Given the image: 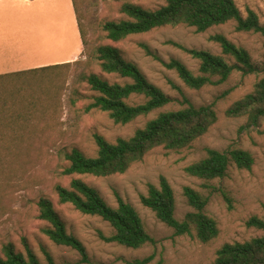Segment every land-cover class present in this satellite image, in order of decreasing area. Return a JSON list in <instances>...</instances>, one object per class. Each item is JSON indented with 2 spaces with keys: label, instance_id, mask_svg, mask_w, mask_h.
<instances>
[{
  "label": "rangeland",
  "instance_id": "374dc122",
  "mask_svg": "<svg viewBox=\"0 0 264 264\" xmlns=\"http://www.w3.org/2000/svg\"><path fill=\"white\" fill-rule=\"evenodd\" d=\"M234 1L244 17L251 9L264 26V0ZM133 2L147 9H155L165 0ZM77 5L90 47L106 43L117 46L125 59L135 63L146 78L172 97L173 101L127 124L114 123L106 112L100 110L85 112L84 107L96 92L80 79V74L94 72L110 82L128 81L114 74L102 73L95 62L87 65L73 63L70 69L61 70L60 76L65 81L56 89L49 88L55 83V74L45 71L28 75L29 79L22 87L2 88L0 100L3 101L7 95L15 108L24 106L22 94H49V100L56 96V103L54 108L48 105V101L47 105L37 107L35 116L38 118L26 123L21 137H0L12 142L8 144L12 154L0 158V255L7 243H12L17 251L25 253L26 242L42 263L47 262V252L56 264H122L124 260L148 255L153 256L149 264H210L223 243L264 234L262 229L245 223L252 215L264 217V120L257 125L246 126L245 117L225 115V109L232 102L252 90L258 76L234 70L220 84L192 89L183 83L174 70L162 63L176 58L189 69L197 71L198 61L168 41L223 55L220 45L209 39L212 35L222 34L235 45L246 49L253 64L263 66L264 36L252 31H238L235 21H228L205 32H196L193 27L181 25L164 26L129 35L114 43L105 38L100 25L106 20L125 18L117 6L108 0H77ZM143 45L157 58L147 54ZM80 49H83V45L72 0H5L0 4V62L5 61L16 68L70 58ZM223 56L232 63L235 61L228 55ZM85 58L80 53L76 60ZM187 100L194 105L214 104L218 113L217 122L189 147L172 152L154 149L121 174L106 177L81 175L108 205L117 206L115 193L132 204L154 239L153 243L129 248L107 242L104 237L113 233L107 221L96 215L81 213L70 203L58 201L55 184L69 186L71 178L79 176L63 174L68 165L65 154L72 148L79 149L86 156H95V134L109 142L118 137H129L158 112L177 109L186 105ZM142 101V96H132L128 100L131 104ZM47 106L52 111L44 110ZM19 141L23 143L18 144ZM207 148L247 150L252 154L254 164L250 170L239 169L232 164L223 178L209 181L188 175L184 167L202 158ZM160 176L167 178L174 190V214L178 220L194 210L182 193L184 186H191L208 196L204 210L219 227V233L213 240L202 243L192 235L176 234L141 203L140 195L146 194L148 183L157 185ZM224 193L230 197L229 203ZM41 196L52 201L67 231L83 243L85 260L77 250L53 243L42 232L41 229L47 224L37 217V201Z\"/></svg>",
  "mask_w": 264,
  "mask_h": 264
},
{
  "label": "trees",
  "instance_id": "16d2710c",
  "mask_svg": "<svg viewBox=\"0 0 264 264\" xmlns=\"http://www.w3.org/2000/svg\"><path fill=\"white\" fill-rule=\"evenodd\" d=\"M108 2L116 5L119 13L125 16L106 20L100 25L105 38L114 43L129 35L164 26L181 25L193 27L196 32H205L228 21H235L238 31H252L264 36V26L260 23L257 13L249 9L244 17L234 0H165L155 9L144 8L133 0ZM72 4L83 45L81 55L86 58L0 74V94L2 88L22 87L29 79L28 75L44 71L55 74V83L49 88L56 89L65 81L60 76L61 70L70 69L73 63L87 65L95 62L102 73L114 74L128 81L110 82L94 72L80 74V79L96 92L91 95V101L84 107L85 112L100 110L106 112L114 123L127 124L173 101L172 97L151 83L135 63L125 59L117 46L106 43L91 48L77 0H72ZM209 39L220 45L223 55H228L235 61L232 63L225 56L205 49L188 48L178 42L168 41L196 59L198 68L197 71H193L176 58L162 63L168 69L174 70L183 83L192 89L220 84L234 70L257 75L258 79L252 90L225 109L226 116L245 117L246 126L257 125L264 120V65L253 64L246 49L235 45L222 34L212 35ZM143 46L147 54L156 57L148 47ZM22 95L24 101L22 108H15L7 95L3 97V101L0 100V137H21V131L26 129V123L38 118L35 116L37 107L47 105L48 101V105L54 108L56 103V96L49 100L48 97L51 96L49 94ZM132 96H142L143 101L131 104L128 100ZM186 103L177 109L158 112L129 137H118L115 141L109 142L101 135L95 134L94 140L97 145L95 156H86L79 149L72 148L65 154L68 165L64 168L63 174L79 176L72 177L69 186L55 184L54 190L58 201L70 203L81 213L96 215L107 221L113 229V233L104 237L107 242H115L129 248H140L153 243L154 239L147 232L132 204L115 193L117 206L108 205L100 193L85 182L81 175L106 177L121 174L154 149L172 152L189 147L217 122L218 113L214 104L194 105L188 100ZM51 108L47 106L44 110L52 111ZM20 142L18 144L23 143ZM10 143L12 142L0 139V158L12 154L8 145ZM232 164L239 169L250 170L254 158L249 151L241 148L227 150L207 148L205 155L186 165L184 171L188 175L209 181L223 178ZM182 193L188 204L194 208L193 211L186 213L182 220L175 217V193L164 176L159 177L157 185L148 183L147 192L140 195V201L176 234L192 235L202 243L210 242L218 235L219 227L216 220L204 210L208 196L191 186H184ZM223 195L229 203L230 197L225 193ZM37 211V217L47 224L41 229L42 232L53 243L77 250L85 260L86 250L83 243L67 231L65 222L48 197L41 196L38 199ZM245 223L264 231V217L252 215ZM24 247L25 253L17 251L12 243L5 244L1 249L0 264H56L49 253L45 252L47 262L42 263L26 242ZM152 258V255H148L124 260L122 264H149ZM210 264H264V234L243 241L223 243L216 250L215 258Z\"/></svg>",
  "mask_w": 264,
  "mask_h": 264
},
{
  "label": "crops",
  "instance_id": "0c3cea01",
  "mask_svg": "<svg viewBox=\"0 0 264 264\" xmlns=\"http://www.w3.org/2000/svg\"><path fill=\"white\" fill-rule=\"evenodd\" d=\"M4 1L5 0H0V4ZM80 50L82 51V49H80ZM81 51H79V53L78 52L74 53L70 58H66V59H62V60L36 62V63L26 64V65L16 67V68H12L5 61H1L0 62V74L10 73V72H14V71H20V70H25V69H31V68H37V67H42V66L54 65L57 63L71 62V61L76 60V58L79 56Z\"/></svg>",
  "mask_w": 264,
  "mask_h": 264
}]
</instances>
